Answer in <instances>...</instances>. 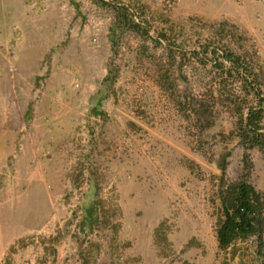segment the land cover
Listing matches in <instances>:
<instances>
[{
  "label": "rangeland",
  "instance_id": "rangeland-1",
  "mask_svg": "<svg viewBox=\"0 0 264 264\" xmlns=\"http://www.w3.org/2000/svg\"><path fill=\"white\" fill-rule=\"evenodd\" d=\"M226 47L264 97V0H0V264H264L218 240L225 157L264 197Z\"/></svg>",
  "mask_w": 264,
  "mask_h": 264
},
{
  "label": "trees",
  "instance_id": "trees-1",
  "mask_svg": "<svg viewBox=\"0 0 264 264\" xmlns=\"http://www.w3.org/2000/svg\"><path fill=\"white\" fill-rule=\"evenodd\" d=\"M122 11H119L121 14ZM117 13V14H119ZM120 17V16H119ZM120 20V19H119ZM127 23V22H126ZM138 26V24L136 23ZM210 48V47H208ZM221 57L217 58L218 50L210 49L209 54L215 58V65L223 81L230 79L240 82L244 89L259 98L262 97L260 74L251 58L237 53L230 47L223 49ZM264 108H251L246 118L241 119L239 136L242 137L247 149L255 146H264V136L261 131ZM223 181L220 190L222 213L219 220L218 240L220 247L227 249L237 239L257 235L263 242L264 233V197L253 185L247 181L235 183L226 182L227 157L221 164ZM85 218L81 228L90 231L99 219L98 206L86 207Z\"/></svg>",
  "mask_w": 264,
  "mask_h": 264
}]
</instances>
